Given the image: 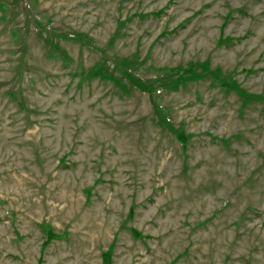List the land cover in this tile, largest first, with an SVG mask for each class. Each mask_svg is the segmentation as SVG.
<instances>
[{"label": "rangeland", "instance_id": "obj_1", "mask_svg": "<svg viewBox=\"0 0 264 264\" xmlns=\"http://www.w3.org/2000/svg\"><path fill=\"white\" fill-rule=\"evenodd\" d=\"M0 264H264V0H0Z\"/></svg>", "mask_w": 264, "mask_h": 264}]
</instances>
